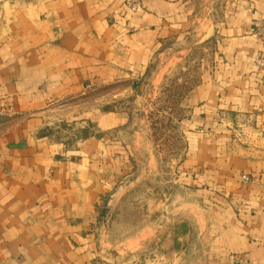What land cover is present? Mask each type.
<instances>
[{
	"label": "crops",
	"instance_id": "obj_1",
	"mask_svg": "<svg viewBox=\"0 0 264 264\" xmlns=\"http://www.w3.org/2000/svg\"><path fill=\"white\" fill-rule=\"evenodd\" d=\"M195 11L194 0H140L134 12L123 0H0V109L13 112L0 119V264H97L98 206L125 169L108 133L123 120L102 107L190 37ZM218 12L206 30L214 65L184 100L185 189L207 244H191L192 218L177 220L146 264H193L191 253L196 264H264V151L238 146L232 129L264 131L253 66L264 0H218ZM76 124L100 137L60 143Z\"/></svg>",
	"mask_w": 264,
	"mask_h": 264
},
{
	"label": "rangeland",
	"instance_id": "obj_2",
	"mask_svg": "<svg viewBox=\"0 0 264 264\" xmlns=\"http://www.w3.org/2000/svg\"><path fill=\"white\" fill-rule=\"evenodd\" d=\"M194 5L195 29L190 37L159 50L131 90L108 96V105L102 107L123 120L108 133L111 143H119L125 151V169L98 206L97 264L158 263L168 228L186 218L194 224L191 244H207L200 238L205 231L203 209L185 189L191 186L182 167L190 117L184 100L214 65L217 47L214 39L206 38V30L219 20V12L218 0H194ZM260 18L264 16L257 21ZM246 123H234L233 139L244 150L263 152L264 131ZM82 127L76 124L58 141L70 144L74 138L97 135L93 126ZM196 175L189 177L197 179ZM189 256L193 264L202 262V253Z\"/></svg>",
	"mask_w": 264,
	"mask_h": 264
},
{
	"label": "built area",
	"instance_id": "obj_3",
	"mask_svg": "<svg viewBox=\"0 0 264 264\" xmlns=\"http://www.w3.org/2000/svg\"><path fill=\"white\" fill-rule=\"evenodd\" d=\"M125 7L134 12L138 9L140 5V0H123ZM257 39L260 41L262 49L260 52L255 56L253 66L258 72H264V18H260L257 21L256 33ZM13 112L0 109V118H7L11 117ZM241 181L243 183L250 182V178L247 175L241 176Z\"/></svg>",
	"mask_w": 264,
	"mask_h": 264
}]
</instances>
